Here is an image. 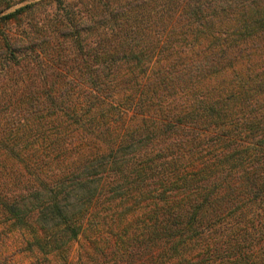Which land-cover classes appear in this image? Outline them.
I'll return each instance as SVG.
<instances>
[{
  "label": "trees",
  "instance_id": "1",
  "mask_svg": "<svg viewBox=\"0 0 264 264\" xmlns=\"http://www.w3.org/2000/svg\"><path fill=\"white\" fill-rule=\"evenodd\" d=\"M24 1L0 69L42 86L2 74L0 264H264V0Z\"/></svg>",
  "mask_w": 264,
  "mask_h": 264
},
{
  "label": "rangeland",
  "instance_id": "2",
  "mask_svg": "<svg viewBox=\"0 0 264 264\" xmlns=\"http://www.w3.org/2000/svg\"><path fill=\"white\" fill-rule=\"evenodd\" d=\"M31 1L32 0H26L24 2L18 3L16 5H14L13 7H11L10 9H8L6 12L12 10L16 6H19V5H22L23 3L31 2ZM47 10H51V4L49 5V3H44L42 5L37 6L31 15V16H33V19L30 21L24 20L22 22L23 27L27 28L30 25V23H35L37 20H40V18L46 14ZM29 17L30 16H26V18H29ZM21 27L22 26H18L15 23L6 24L4 26L1 25L0 31L5 30L6 32H9L8 34L10 36H13V35L20 33ZM32 65H33L32 62L28 63L26 61H21V63L18 65L10 66V67H15L14 69H17L16 72L14 70H11L10 71L11 74L6 73V71H5L6 68L0 69V87L4 86V82L2 79H3V75H5V77L12 79V81L8 80L6 82V83H8V86H4V88H6V87L12 88L11 89V96L15 97L21 91H28L30 89L37 90V87L40 88V86H42V83L34 75L35 70L33 69ZM9 85H12V87ZM8 104H9V102L5 103L4 105L2 103L0 104V132H2L4 129H6V131L10 133V131H9L10 126H9V124H6V123L12 122V121L17 119L16 113L12 110V108ZM31 130L33 132H35V128L32 127ZM30 136H31L30 134H24V138H29ZM19 143L22 144L23 142L20 141ZM75 159L76 158H74V160ZM58 166H60V165L56 164V163L51 164L52 170L55 169L57 174L60 172V170L56 169ZM259 243H260V246L263 245L262 247L264 248V239L260 240ZM257 245H259V244H257ZM260 246H257V249ZM77 247H78V245L76 243L72 248V255L76 253ZM262 253H264V250L262 251Z\"/></svg>",
  "mask_w": 264,
  "mask_h": 264
}]
</instances>
